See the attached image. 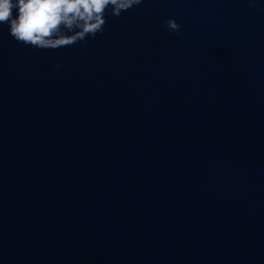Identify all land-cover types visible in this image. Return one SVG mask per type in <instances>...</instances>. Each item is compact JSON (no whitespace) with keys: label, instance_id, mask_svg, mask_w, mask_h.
Returning <instances> with one entry per match:
<instances>
[{"label":"water","instance_id":"water-1","mask_svg":"<svg viewBox=\"0 0 264 264\" xmlns=\"http://www.w3.org/2000/svg\"><path fill=\"white\" fill-rule=\"evenodd\" d=\"M106 19L57 50L0 24V180L264 160V0H144Z\"/></svg>","mask_w":264,"mask_h":264},{"label":"clouds","instance_id":"clouds-1","mask_svg":"<svg viewBox=\"0 0 264 264\" xmlns=\"http://www.w3.org/2000/svg\"><path fill=\"white\" fill-rule=\"evenodd\" d=\"M144 0H0V24L18 42L36 49L70 47L103 33L109 9L113 17ZM255 7L256 0H248ZM169 32L179 33L175 19L165 21ZM59 67L57 63L55 65Z\"/></svg>","mask_w":264,"mask_h":264}]
</instances>
